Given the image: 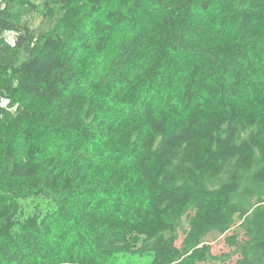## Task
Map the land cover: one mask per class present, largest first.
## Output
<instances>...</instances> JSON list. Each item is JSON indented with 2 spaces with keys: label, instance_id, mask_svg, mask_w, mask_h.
<instances>
[{
  "label": "trees",
  "instance_id": "1",
  "mask_svg": "<svg viewBox=\"0 0 264 264\" xmlns=\"http://www.w3.org/2000/svg\"><path fill=\"white\" fill-rule=\"evenodd\" d=\"M1 3L0 264H264V0Z\"/></svg>",
  "mask_w": 264,
  "mask_h": 264
},
{
  "label": "rangeland",
  "instance_id": "2",
  "mask_svg": "<svg viewBox=\"0 0 264 264\" xmlns=\"http://www.w3.org/2000/svg\"><path fill=\"white\" fill-rule=\"evenodd\" d=\"M25 18L28 20V22L31 24V26L34 29L38 30H44L46 28V25L43 23L42 19L39 17L37 12L34 11H28ZM41 205V204H40ZM42 205H46V203H42ZM33 207V204H29V207H25L28 211ZM30 212V211H29ZM182 238L178 241L177 245H180ZM208 241H210L211 245V251L212 254L219 256L224 253L229 252V248L224 244L223 237L216 238L212 240L211 237L208 238ZM149 258L147 257H136L132 255H117L112 261H110L107 264H148ZM227 264H233L232 261H230Z\"/></svg>",
  "mask_w": 264,
  "mask_h": 264
},
{
  "label": "built area",
  "instance_id": "3",
  "mask_svg": "<svg viewBox=\"0 0 264 264\" xmlns=\"http://www.w3.org/2000/svg\"><path fill=\"white\" fill-rule=\"evenodd\" d=\"M2 0H0V8H2ZM17 33L15 31H6L3 34V38L5 43L13 47L16 42ZM5 101H8V103H5ZM16 109V106H11L9 99L6 98L1 92H0V117L2 115V111H14Z\"/></svg>",
  "mask_w": 264,
  "mask_h": 264
},
{
  "label": "snow or ice",
  "instance_id": "4",
  "mask_svg": "<svg viewBox=\"0 0 264 264\" xmlns=\"http://www.w3.org/2000/svg\"><path fill=\"white\" fill-rule=\"evenodd\" d=\"M5 103H8V101H5Z\"/></svg>",
  "mask_w": 264,
  "mask_h": 264
},
{
  "label": "bare ground",
  "instance_id": "5",
  "mask_svg": "<svg viewBox=\"0 0 264 264\" xmlns=\"http://www.w3.org/2000/svg\"><path fill=\"white\" fill-rule=\"evenodd\" d=\"M14 46H15V45H14ZM14 46H13V47H14Z\"/></svg>",
  "mask_w": 264,
  "mask_h": 264
}]
</instances>
